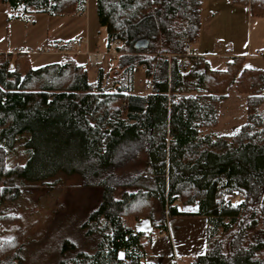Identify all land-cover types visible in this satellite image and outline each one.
Listing matches in <instances>:
<instances>
[{
  "label": "trees",
  "instance_id": "16d2710c",
  "mask_svg": "<svg viewBox=\"0 0 264 264\" xmlns=\"http://www.w3.org/2000/svg\"><path fill=\"white\" fill-rule=\"evenodd\" d=\"M230 1L264 17V0ZM0 3L13 12L8 19L26 23L39 12H86V0ZM201 8L202 0H97L125 72L145 67L152 87L143 97L100 90L72 57L32 68L27 51L0 52V264H21L28 239L41 236L6 206L60 173L79 174L100 194L82 224L91 248L57 264H152L153 231L166 217L194 215L207 218L206 250L186 264H264V69L246 68L241 56L223 70L200 55L184 59L183 46L199 37ZM158 49L170 57L153 55ZM231 89L248 94L245 122L231 135L204 132ZM19 141L25 162L8 166ZM132 142L141 144L144 167L118 192V149ZM141 217L152 232L137 230Z\"/></svg>",
  "mask_w": 264,
  "mask_h": 264
},
{
  "label": "crops",
  "instance_id": "0c3cea01",
  "mask_svg": "<svg viewBox=\"0 0 264 264\" xmlns=\"http://www.w3.org/2000/svg\"><path fill=\"white\" fill-rule=\"evenodd\" d=\"M10 13L13 12L8 5L0 3V52L15 55L25 50L32 68L60 63L72 57L87 69L88 82L98 84L102 91L120 88L128 96L142 97L150 92L152 85L144 66L125 72L124 66L120 65L122 52L117 50L119 43H108L106 28L98 21L97 0H86L83 15L39 12L34 14L31 23L18 18L8 19ZM191 45L195 55L205 57L213 70L225 69L237 56L244 58L246 68L264 69V17L253 16L249 6L230 0H202L200 33ZM88 52L97 53L102 59L93 63ZM247 95L231 89L227 98L220 102L217 124L204 132L234 134L242 122L230 134L216 130L224 126L223 117H246ZM230 98L232 103L236 104L238 99L242 102L237 108V113L241 110L240 115L226 107L225 102ZM179 209L188 210L190 207L180 205ZM159 215L157 212L156 216ZM136 228L152 232V221L141 217ZM206 229L207 218L203 215L166 217L165 228L152 233L148 261L152 264H186L205 252Z\"/></svg>",
  "mask_w": 264,
  "mask_h": 264
},
{
  "label": "rangeland",
  "instance_id": "374dc122",
  "mask_svg": "<svg viewBox=\"0 0 264 264\" xmlns=\"http://www.w3.org/2000/svg\"><path fill=\"white\" fill-rule=\"evenodd\" d=\"M231 99L225 105L232 109L231 112L236 110L237 113L238 104L241 106L242 102L238 99L235 104ZM240 112L236 115H240ZM243 119L246 117H223L224 128H218L216 132L230 134L239 122H245ZM22 143L17 142L8 151V166L25 162L27 151ZM144 159L139 142L127 143L118 149L113 180L118 192L121 191V183H129L142 171ZM99 194L100 189L87 186L79 174L60 173L45 183H34L25 188L17 202L8 204L4 210L22 215L24 226L41 233L39 237L31 236L28 239L21 252V264H57L78 252L88 251L94 240L84 234L82 224L96 207ZM13 227L9 230H13Z\"/></svg>",
  "mask_w": 264,
  "mask_h": 264
},
{
  "label": "built area",
  "instance_id": "2783aa9c",
  "mask_svg": "<svg viewBox=\"0 0 264 264\" xmlns=\"http://www.w3.org/2000/svg\"><path fill=\"white\" fill-rule=\"evenodd\" d=\"M81 41L78 43V45H80ZM114 45H117V42H113ZM183 53H184V59H186L189 56H194V49L191 45V43H187L183 46ZM153 55L157 56V57H167L169 58L170 55L169 54H164L163 52H161L159 49L156 50L154 53H152ZM89 59L91 62L93 63H97L102 59L101 55H96V54H88Z\"/></svg>",
  "mask_w": 264,
  "mask_h": 264
},
{
  "label": "water",
  "instance_id": "95a60500",
  "mask_svg": "<svg viewBox=\"0 0 264 264\" xmlns=\"http://www.w3.org/2000/svg\"><path fill=\"white\" fill-rule=\"evenodd\" d=\"M148 41L146 39H140L136 41V45L138 47H145L147 45Z\"/></svg>",
  "mask_w": 264,
  "mask_h": 264
}]
</instances>
